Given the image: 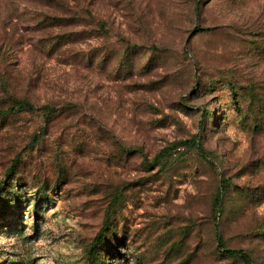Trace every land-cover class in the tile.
Instances as JSON below:
<instances>
[{
  "label": "rangeland",
  "instance_id": "obj_1",
  "mask_svg": "<svg viewBox=\"0 0 264 264\" xmlns=\"http://www.w3.org/2000/svg\"><path fill=\"white\" fill-rule=\"evenodd\" d=\"M24 98L0 264H244L216 223L264 264V0H0V110Z\"/></svg>",
  "mask_w": 264,
  "mask_h": 264
},
{
  "label": "trees",
  "instance_id": "obj_2",
  "mask_svg": "<svg viewBox=\"0 0 264 264\" xmlns=\"http://www.w3.org/2000/svg\"><path fill=\"white\" fill-rule=\"evenodd\" d=\"M64 36L65 35L58 36L57 40L64 39ZM39 108L47 109V111L45 112L47 117H49L50 115H52L56 111V108L54 106H50V105L41 106ZM35 109H38V107L35 106L33 103H31L28 99L24 98V99L17 100L16 104L9 106L7 109H1L0 112L3 114H6V113H17V112H20L23 110H35ZM37 140L38 139L35 138V139H33V142H36ZM180 146H193L198 150V152L203 157L207 158L206 157V150H205L204 145L201 142L198 134H195L190 138L182 139V140H179V141L173 143L169 147V150L177 149ZM121 148H124L129 153L136 152V149L132 148V147L121 146ZM140 153L143 157L144 163L147 165H150V166L162 164L165 160V150H163L159 153H156L153 158H150L149 156H147L142 150L140 151ZM19 158H20V155H17L13 158V160L11 161L9 169L6 171V175H10L13 171L16 170L17 165L19 163ZM225 186L226 185L224 183H222L221 187L219 188V190L215 196L214 209L213 210H214V214H216L215 215L216 219L218 218V215L220 214V212L223 210V203H224L223 190H224ZM0 188H1V186H0ZM215 228H216L215 237H216V241L218 244V248L220 249V251L222 252L223 255L238 256L241 258V260L243 261L244 264H252V257L246 250L241 249V248L233 249V248L226 247L224 245L222 233H221L217 223L215 225ZM100 234L101 233H99L97 235L95 243L92 247V250H94V247L96 246L95 244H97L98 240L100 239V236H101Z\"/></svg>",
  "mask_w": 264,
  "mask_h": 264
}]
</instances>
